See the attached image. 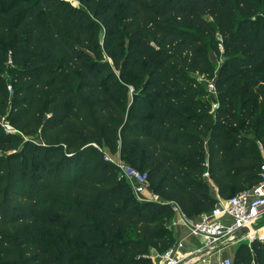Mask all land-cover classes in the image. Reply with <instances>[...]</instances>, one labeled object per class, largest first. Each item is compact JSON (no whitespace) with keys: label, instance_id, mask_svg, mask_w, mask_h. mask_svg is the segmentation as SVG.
<instances>
[{"label":"trees","instance_id":"obj_1","mask_svg":"<svg viewBox=\"0 0 264 264\" xmlns=\"http://www.w3.org/2000/svg\"><path fill=\"white\" fill-rule=\"evenodd\" d=\"M79 1L0 0V264H155L173 203L198 217L211 181L261 179L264 0ZM231 264H264V241Z\"/></svg>","mask_w":264,"mask_h":264},{"label":"built area","instance_id":"obj_2","mask_svg":"<svg viewBox=\"0 0 264 264\" xmlns=\"http://www.w3.org/2000/svg\"><path fill=\"white\" fill-rule=\"evenodd\" d=\"M211 90L215 92V86L211 83ZM11 90V86L9 87ZM120 154V153H117ZM118 167L120 175L124 177L132 186L133 191L139 200L150 202L161 201L160 197L150 191L147 172H143L131 164L107 154ZM176 213L171 226L185 224L190 227L194 235L201 237L202 246L194 253L180 254L176 251L175 244L162 254L154 253L152 259L155 264H194L205 255H210L231 242H248L252 244L255 239L264 241V235L258 234L262 228H255L259 218L264 214V163L262 165L261 179L252 187L228 198L220 199L217 205L210 212L199 217H189L185 215L180 207L173 203ZM225 216L230 218V222L224 221ZM243 227H249L246 234L237 236V231ZM232 259L227 258L221 264H231Z\"/></svg>","mask_w":264,"mask_h":264},{"label":"crops","instance_id":"obj_3","mask_svg":"<svg viewBox=\"0 0 264 264\" xmlns=\"http://www.w3.org/2000/svg\"><path fill=\"white\" fill-rule=\"evenodd\" d=\"M114 157L120 158V154H114ZM212 193L215 195L218 200L223 199L218 195V189L216 184L211 181ZM151 191L147 193V196H150ZM264 215V214H263ZM199 217V216H198ZM177 218V216H176ZM224 221L229 223L230 218L228 216L223 217ZM260 228V227H259ZM174 234L176 236V251H178L182 255H186L188 253H194L197 249L202 246L201 237L194 235L190 227L185 224H178L174 227ZM240 242H231L224 245L218 251L211 253L210 255H205L201 258V260L197 261L194 264H221L225 259L230 258L234 259L237 247Z\"/></svg>","mask_w":264,"mask_h":264},{"label":"rangeland","instance_id":"obj_4","mask_svg":"<svg viewBox=\"0 0 264 264\" xmlns=\"http://www.w3.org/2000/svg\"><path fill=\"white\" fill-rule=\"evenodd\" d=\"M67 1L71 2L73 5H80V1L79 0H67ZM210 58H211L212 62L214 63V65L218 66L220 61L218 60V58L216 57V54L213 51H210ZM199 79H200V81H202L201 77ZM210 85H211V82L206 84L205 89L207 90V92L209 94H212V92H211L212 90H211V86ZM0 120H1L2 126L8 128V123L5 121V119L0 117ZM107 154H109V153H107ZM110 155H112V154H109V156ZM263 226H264V215L259 218L258 222L256 223L255 228H258V227L261 228Z\"/></svg>","mask_w":264,"mask_h":264},{"label":"water","instance_id":"obj_5","mask_svg":"<svg viewBox=\"0 0 264 264\" xmlns=\"http://www.w3.org/2000/svg\"><path fill=\"white\" fill-rule=\"evenodd\" d=\"M248 231H250L249 227H243L239 231H237L236 234H237V236H241V235L246 234Z\"/></svg>","mask_w":264,"mask_h":264},{"label":"bare ground","instance_id":"obj_6","mask_svg":"<svg viewBox=\"0 0 264 264\" xmlns=\"http://www.w3.org/2000/svg\"><path fill=\"white\" fill-rule=\"evenodd\" d=\"M258 234L264 235V226L258 231Z\"/></svg>","mask_w":264,"mask_h":264}]
</instances>
